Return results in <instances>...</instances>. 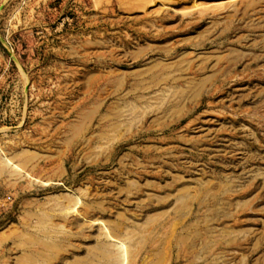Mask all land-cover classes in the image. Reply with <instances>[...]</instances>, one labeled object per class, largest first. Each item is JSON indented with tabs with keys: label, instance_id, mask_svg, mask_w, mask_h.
<instances>
[{
	"label": "rangeland",
	"instance_id": "obj_1",
	"mask_svg": "<svg viewBox=\"0 0 264 264\" xmlns=\"http://www.w3.org/2000/svg\"><path fill=\"white\" fill-rule=\"evenodd\" d=\"M0 264H264V0H0Z\"/></svg>",
	"mask_w": 264,
	"mask_h": 264
}]
</instances>
